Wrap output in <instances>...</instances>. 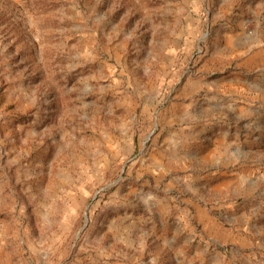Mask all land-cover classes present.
<instances>
[{"label":"rangeland","instance_id":"374dc122","mask_svg":"<svg viewBox=\"0 0 264 264\" xmlns=\"http://www.w3.org/2000/svg\"><path fill=\"white\" fill-rule=\"evenodd\" d=\"M0 264H264V0H0Z\"/></svg>","mask_w":264,"mask_h":264},{"label":"crops","instance_id":"0c3cea01","mask_svg":"<svg viewBox=\"0 0 264 264\" xmlns=\"http://www.w3.org/2000/svg\"><path fill=\"white\" fill-rule=\"evenodd\" d=\"M243 82H245V83H247V84H249L251 81H250V79H247L246 81H243V79H234V78H231L230 79V83L231 84H240V83H243ZM252 84H254V88H256L260 83L259 82H256V81H254V83L253 82H251ZM220 106H222L221 104H219L218 102H212V103H210V105H209V108H213V110H216V109H218V108H220Z\"/></svg>","mask_w":264,"mask_h":264}]
</instances>
